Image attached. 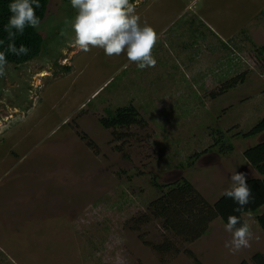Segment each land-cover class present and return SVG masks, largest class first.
<instances>
[{"label": "rangeland", "instance_id": "374dc122", "mask_svg": "<svg viewBox=\"0 0 264 264\" xmlns=\"http://www.w3.org/2000/svg\"><path fill=\"white\" fill-rule=\"evenodd\" d=\"M130 2L159 34L154 67L140 70L126 53L80 50L71 29L77 10L49 0L35 28L41 53L0 77V264L264 257V133L242 137L264 118V0ZM129 106L140 122L101 126L108 112ZM218 139L229 153L212 149ZM236 170L253 197L241 212L225 196ZM154 180L188 184L211 209L204 236L187 242L162 230L148 211L158 198ZM218 204L250 225V247L225 248L231 234ZM165 236L174 251L160 254L152 247Z\"/></svg>", "mask_w": 264, "mask_h": 264}, {"label": "clouds", "instance_id": "9594fccd", "mask_svg": "<svg viewBox=\"0 0 264 264\" xmlns=\"http://www.w3.org/2000/svg\"><path fill=\"white\" fill-rule=\"evenodd\" d=\"M70 2L72 8L77 10V15L71 22V29L75 34L74 44L80 50L88 52L92 48H99L108 57L126 53L128 60L135 63L140 70L156 65L154 49L159 42V34L147 23L141 24V18L135 11L136 5L130 0H70ZM8 7L11 16L5 31L8 33L10 43L6 51H0V77L7 73L8 52L14 55L28 54L29 49L26 46L21 45L19 49L15 46L16 34H23L28 26L39 28L41 23L36 15V8L40 7L39 0H13ZM68 23L69 21L65 20V24ZM0 44H3V41H0ZM230 182L225 196L237 204L234 211L241 212L253 198L251 188L246 182V173L236 170L231 175ZM225 230L231 234V239L224 245L230 253L235 254L242 248L250 247L254 234L247 222L241 224L238 216L229 215Z\"/></svg>", "mask_w": 264, "mask_h": 264}, {"label": "trees", "instance_id": "16d2710c", "mask_svg": "<svg viewBox=\"0 0 264 264\" xmlns=\"http://www.w3.org/2000/svg\"><path fill=\"white\" fill-rule=\"evenodd\" d=\"M12 2L13 0H0V41H3V44H0V51H6L10 43L5 26L11 16L8 6ZM39 4L40 7L36 8V15L42 22L48 11L49 0H39ZM13 31L15 30L13 29ZM14 43L17 49L21 45L29 49L27 55L7 53L8 66L17 68L39 56L44 45V39L36 32L35 28L28 26L23 34H16ZM258 51L263 53L264 48ZM237 78L242 80L243 75H239ZM236 79L233 80L235 81ZM228 86L233 87V85ZM107 114L106 118L100 120L101 126L107 130L128 128L141 121L137 111L132 106L119 108ZM263 133L264 118L256 123L248 133L243 134L242 137L252 138ZM229 146V143H225L224 139H218L212 145V149L217 147V151L221 154H227L231 150ZM152 186L155 188L158 198L150 203L148 211L152 213V217L160 221L162 230L166 234L175 240L180 237L184 241L191 242L198 240L207 233L208 224L216 218V215L199 199L188 184L178 181L160 185L154 180L152 181ZM216 211L221 220L227 223V208L224 210L218 204ZM172 241L165 236L162 243L154 245L152 248L160 254L171 253L174 251ZM252 263L264 264V257L260 254H255L252 258Z\"/></svg>", "mask_w": 264, "mask_h": 264}]
</instances>
